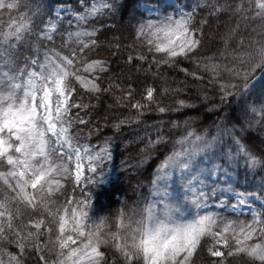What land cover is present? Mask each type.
<instances>
[{
    "label": "snow or ice",
    "instance_id": "6c2138e0",
    "mask_svg": "<svg viewBox=\"0 0 264 264\" xmlns=\"http://www.w3.org/2000/svg\"><path fill=\"white\" fill-rule=\"evenodd\" d=\"M0 264H264V0H0Z\"/></svg>",
    "mask_w": 264,
    "mask_h": 264
},
{
    "label": "rangeland",
    "instance_id": "374dc122",
    "mask_svg": "<svg viewBox=\"0 0 264 264\" xmlns=\"http://www.w3.org/2000/svg\"><path fill=\"white\" fill-rule=\"evenodd\" d=\"M118 16L119 15H117L115 21L109 20V21L106 22L107 24L112 25V31L107 33L108 36H112V35L119 36V35H121L122 29L120 28V18ZM225 23H226V20L224 18H222L219 21L220 31L221 32H223L225 30L224 29ZM215 27H216V25H213V28H215ZM124 35L126 36L127 33H124ZM102 39H103V37H102ZM122 39H123V37H122ZM100 51L106 55L107 54V46H105L104 48H101ZM213 53H216L217 56H219L218 49L214 45L213 46H210L209 48H206V50L204 52L205 55H212ZM117 71H119V69H117ZM132 75L135 78L136 73L133 72ZM183 78L184 77H183L182 74L176 77V79H183ZM190 87H192L193 90H195V88H196L195 83L191 84ZM191 94L194 95L195 94V91H193V93H191ZM165 119H167V117H165ZM93 143H95V141H93ZM117 159L119 160L120 157H118ZM147 175H148V172H145L144 173V176H147ZM136 182H137V180H136L135 177H133L130 181L129 180H125L123 182V184L119 186L120 187V191L117 193V196L120 199H126V198H129V197H133L134 198L132 188L135 187ZM113 207L118 208L119 207V204H114Z\"/></svg>",
    "mask_w": 264,
    "mask_h": 264
},
{
    "label": "trees",
    "instance_id": "16d2710c",
    "mask_svg": "<svg viewBox=\"0 0 264 264\" xmlns=\"http://www.w3.org/2000/svg\"><path fill=\"white\" fill-rule=\"evenodd\" d=\"M118 15H119V14H118ZM118 17L120 18V16H118ZM125 71H127V69H125ZM196 103L199 104V101H196ZM101 111H103V109H101ZM211 119H212V117H211V116H208L207 119L205 120V123L210 122ZM149 122H151V121H149ZM154 165H155V163L153 162V163L149 166V171H151V168H153Z\"/></svg>",
    "mask_w": 264,
    "mask_h": 264
}]
</instances>
